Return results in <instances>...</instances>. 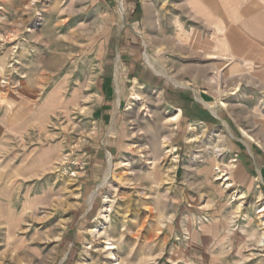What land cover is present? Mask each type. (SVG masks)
<instances>
[{
    "label": "rangeland",
    "instance_id": "obj_1",
    "mask_svg": "<svg viewBox=\"0 0 264 264\" xmlns=\"http://www.w3.org/2000/svg\"><path fill=\"white\" fill-rule=\"evenodd\" d=\"M262 17L264 0H0V264H183L214 217L226 255L264 264Z\"/></svg>",
    "mask_w": 264,
    "mask_h": 264
},
{
    "label": "crops",
    "instance_id": "obj_2",
    "mask_svg": "<svg viewBox=\"0 0 264 264\" xmlns=\"http://www.w3.org/2000/svg\"><path fill=\"white\" fill-rule=\"evenodd\" d=\"M241 2H243V4H248V2H251V0H239L240 5ZM260 5H262V3H259V6ZM262 21H264V17H262ZM254 23H256V21H254ZM256 26L259 27L257 23ZM254 34L259 35V41H261L260 43L262 46H264V27L262 29L259 27V31H255ZM246 176H248V174H246ZM243 183L245 184V182ZM207 214L210 215L209 213ZM213 217L214 215H212L211 218ZM220 221V219L217 220L214 217L205 224L201 223V225H199L197 228L194 227V221L191 223L189 228L190 231L187 233L190 235L189 241L186 243V245H183L184 248H181L177 254V256L181 257L182 260L185 259L183 264H238V262L234 260L230 253H227V255L225 254V248L229 242L222 241L223 225ZM235 243L230 242V247L226 249L231 251V249L236 247L234 246ZM256 260L257 259L253 258L244 264H260V261Z\"/></svg>",
    "mask_w": 264,
    "mask_h": 264
},
{
    "label": "bare ground",
    "instance_id": "obj_3",
    "mask_svg": "<svg viewBox=\"0 0 264 264\" xmlns=\"http://www.w3.org/2000/svg\"><path fill=\"white\" fill-rule=\"evenodd\" d=\"M119 3H120V1H119ZM119 6H120V4H119ZM120 10V9H119ZM220 37H223L222 38V41H221V43H222V45H226V39H225V37H224V35H221ZM218 48V47H217ZM146 60H147V57H146ZM119 91V90H118ZM118 91H115V97H116V102H115V109H117V107H118V104H119V92ZM170 122H175L174 120H170ZM223 173V172H222ZM226 174V173H225ZM225 177V175L224 174H222L221 175V178L220 179H223ZM242 177H245V176H242ZM226 180H228L227 178L225 179V181ZM102 184H103V182H102ZM96 190H97V188L94 190V192H92L93 194V196L91 195L90 196V198H89V200H88V204L90 205L91 204V202H92V200H93V198H94V196H95V194H96ZM260 219H262V218H260ZM261 244H264V239H261ZM107 248H108V250L110 251V253H109V255L110 256H113L112 255V251H113V248L109 245V244H107ZM112 258V257H111Z\"/></svg>",
    "mask_w": 264,
    "mask_h": 264
},
{
    "label": "trees",
    "instance_id": "obj_4",
    "mask_svg": "<svg viewBox=\"0 0 264 264\" xmlns=\"http://www.w3.org/2000/svg\"><path fill=\"white\" fill-rule=\"evenodd\" d=\"M207 116H205L204 118H206Z\"/></svg>",
    "mask_w": 264,
    "mask_h": 264
}]
</instances>
